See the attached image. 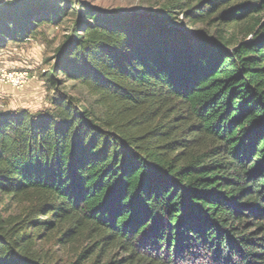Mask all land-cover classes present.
Listing matches in <instances>:
<instances>
[{
	"label": "trees",
	"instance_id": "trees-1",
	"mask_svg": "<svg viewBox=\"0 0 264 264\" xmlns=\"http://www.w3.org/2000/svg\"><path fill=\"white\" fill-rule=\"evenodd\" d=\"M75 4L52 107L0 110V264H264V0H8L0 46Z\"/></svg>",
	"mask_w": 264,
	"mask_h": 264
},
{
	"label": "rangeland",
	"instance_id": "rangeland-1",
	"mask_svg": "<svg viewBox=\"0 0 264 264\" xmlns=\"http://www.w3.org/2000/svg\"><path fill=\"white\" fill-rule=\"evenodd\" d=\"M8 0H0V5ZM88 3L100 9L120 10L126 12L159 13L171 1L177 0H73V2ZM77 6H70L68 16L62 24L40 25L38 34L30 39L19 42L10 41L0 46V72L8 70H28L31 80L21 90L13 89L9 85L0 84V110L28 109L30 111L45 110L52 107L55 90L50 85L48 75L52 73L51 67L56 60L57 48L73 33L77 20ZM204 27L197 24L194 29ZM61 80L60 92L72 95L82 102L83 107H91L100 111L95 105V95L78 81ZM6 202V201H5ZM4 202V203H5ZM2 203V205L4 204ZM56 234L39 244V247L54 258L55 263L64 264L73 258L71 250L56 244ZM53 262V263H54Z\"/></svg>",
	"mask_w": 264,
	"mask_h": 264
},
{
	"label": "built area",
	"instance_id": "built-area-1",
	"mask_svg": "<svg viewBox=\"0 0 264 264\" xmlns=\"http://www.w3.org/2000/svg\"><path fill=\"white\" fill-rule=\"evenodd\" d=\"M31 80L28 70L22 69H2L0 72V84L9 85L13 89L21 90L26 87L27 83Z\"/></svg>",
	"mask_w": 264,
	"mask_h": 264
}]
</instances>
